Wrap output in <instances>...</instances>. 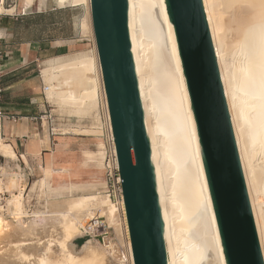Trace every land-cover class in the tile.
Listing matches in <instances>:
<instances>
[{"label":"bare ground","instance_id":"6f19581e","mask_svg":"<svg viewBox=\"0 0 264 264\" xmlns=\"http://www.w3.org/2000/svg\"><path fill=\"white\" fill-rule=\"evenodd\" d=\"M35 1L25 0L30 8ZM55 3L60 9L84 7L81 37L95 40L90 0ZM203 4L264 258V0H203ZM128 5L168 264H226L165 0H128ZM15 11L0 0V15ZM42 76L51 85L48 103L60 109L70 108L84 117L106 107V115H96L94 125L72 132L98 141L96 151L85 152L84 165L95 162L100 170L107 169L112 165L109 154L117 152L115 143H109L113 132L96 45L68 59L49 60ZM0 157L5 159L0 164V198L9 195L5 205L0 203V264H134L124 201L113 200L104 180L55 187V170L49 166L28 192L27 175L1 134ZM32 195L43 204L31 212ZM94 219L105 220L116 239L108 248L89 240L78 254L74 241Z\"/></svg>","mask_w":264,"mask_h":264},{"label":"water","instance_id":"95a60500","mask_svg":"<svg viewBox=\"0 0 264 264\" xmlns=\"http://www.w3.org/2000/svg\"><path fill=\"white\" fill-rule=\"evenodd\" d=\"M226 264H264L203 0H165ZM134 264H168L129 33L128 0H90Z\"/></svg>","mask_w":264,"mask_h":264},{"label":"crops","instance_id":"0c3cea01","mask_svg":"<svg viewBox=\"0 0 264 264\" xmlns=\"http://www.w3.org/2000/svg\"><path fill=\"white\" fill-rule=\"evenodd\" d=\"M67 46L70 44L66 38L49 35L42 24L36 28L31 18L0 15V134L3 142L13 147L18 157L16 164L27 175V187L32 177L42 176L48 166L53 168L49 154L52 139L45 126L41 131L37 118L46 107L37 64L63 55ZM8 117H15V121ZM0 159L5 163L3 157Z\"/></svg>","mask_w":264,"mask_h":264},{"label":"rangeland","instance_id":"374dc122","mask_svg":"<svg viewBox=\"0 0 264 264\" xmlns=\"http://www.w3.org/2000/svg\"><path fill=\"white\" fill-rule=\"evenodd\" d=\"M5 6L7 8H12L13 6L16 7V11L11 14L13 18H31L32 23L36 28L40 27L35 25L36 22L38 23L40 21L42 25L46 26V30H48L49 35L53 34L56 38L64 37L68 40L70 46H67V51L63 55H59V57L56 58L68 59L79 53L86 52L94 48L95 40L93 41L91 37L82 38L80 34V22L86 16V9L84 7H67L60 9L55 3V0H47L45 3L42 2V0H37L31 8L26 4L25 0H5ZM39 14H43L44 18L39 20L37 18ZM41 31L43 32V30ZM46 32L47 31H45V33ZM74 41H80V44H72ZM48 61L49 60L47 59H43L37 64V73L42 83L41 90L43 85L49 86V88L51 87L50 84L44 81L42 76V69L46 66ZM70 110V108L60 109V107L49 103V105L46 104V107L42 109V112H40L37 117L41 131H44L43 127L45 126L46 132L48 131L47 133L52 139V145L49 152L53 165L52 169L55 170L52 184L57 187L67 186L69 183H87L102 179L107 183V187L109 188L106 169L100 170L96 166L95 162H89L90 164L88 166L84 165L86 158L85 152L88 150L96 151L98 141L95 138L93 139V137L79 136L72 132L75 128L94 125L95 116L102 115L103 112L101 109H97L96 112L89 116L80 117L77 114L72 113ZM2 163L4 162L0 159V164ZM65 168H67V170L63 173V169ZM40 177L41 176L38 175L31 178L29 186L26 187L28 188V192H30L34 182H36ZM108 191L109 194L112 195L110 188ZM112 198L115 200L113 196ZM39 204L42 207L43 202L39 203L36 201V196L32 195L28 204V210L32 212L34 209H40L41 207ZM87 241H89V239L83 235L74 241V248L78 254L81 252L82 246Z\"/></svg>","mask_w":264,"mask_h":264},{"label":"built area","instance_id":"2783aa9c","mask_svg":"<svg viewBox=\"0 0 264 264\" xmlns=\"http://www.w3.org/2000/svg\"><path fill=\"white\" fill-rule=\"evenodd\" d=\"M2 85V76L0 75V94L3 92ZM49 86L43 85L42 88V95L45 99V104H48L47 101V92L49 91ZM103 111V115H106V107ZM0 116H2V113H0ZM8 119L15 121V117H8ZM106 122V121H105ZM109 132L108 130V123L106 122V128L105 132ZM108 139V136L106 137ZM109 143L113 144L114 140L113 137H109ZM112 160V165H108L106 169L107 174V180H108V186L110 190L112 191V195L115 199L118 197L120 199H123V191H122V183L121 178L119 174V164L117 162V156L114 155L111 152V156L109 154L108 157V163ZM9 197L7 193H3L0 198V203L2 205H5V200ZM83 236L88 238L91 241L98 242L101 246L108 248L112 242L115 241V234L113 229L106 223L105 220L102 219H94L87 224H85V227L83 229Z\"/></svg>","mask_w":264,"mask_h":264},{"label":"trees","instance_id":"16d2710c","mask_svg":"<svg viewBox=\"0 0 264 264\" xmlns=\"http://www.w3.org/2000/svg\"><path fill=\"white\" fill-rule=\"evenodd\" d=\"M37 18L40 20V19L44 18V15H43V14H39V15L37 16ZM37 25H38V26L41 25L40 21L37 23Z\"/></svg>","mask_w":264,"mask_h":264}]
</instances>
